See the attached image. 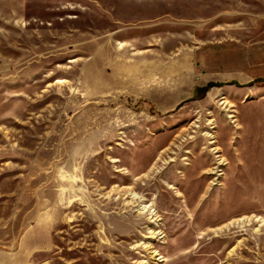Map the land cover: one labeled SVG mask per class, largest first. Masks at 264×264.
I'll list each match as a JSON object with an SVG mask.
<instances>
[{
    "label": "rangeland",
    "instance_id": "1",
    "mask_svg": "<svg viewBox=\"0 0 264 264\" xmlns=\"http://www.w3.org/2000/svg\"><path fill=\"white\" fill-rule=\"evenodd\" d=\"M264 264V0H0V264Z\"/></svg>",
    "mask_w": 264,
    "mask_h": 264
},
{
    "label": "crops",
    "instance_id": "2",
    "mask_svg": "<svg viewBox=\"0 0 264 264\" xmlns=\"http://www.w3.org/2000/svg\"><path fill=\"white\" fill-rule=\"evenodd\" d=\"M6 261H7V264H11V262H10V260H9V259H7Z\"/></svg>",
    "mask_w": 264,
    "mask_h": 264
}]
</instances>
